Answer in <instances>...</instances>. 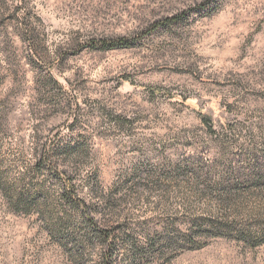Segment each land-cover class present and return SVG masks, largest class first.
<instances>
[{"label":"rangeland","instance_id":"1","mask_svg":"<svg viewBox=\"0 0 264 264\" xmlns=\"http://www.w3.org/2000/svg\"><path fill=\"white\" fill-rule=\"evenodd\" d=\"M261 172L264 0H0V264H264Z\"/></svg>","mask_w":264,"mask_h":264},{"label":"trees","instance_id":"2","mask_svg":"<svg viewBox=\"0 0 264 264\" xmlns=\"http://www.w3.org/2000/svg\"><path fill=\"white\" fill-rule=\"evenodd\" d=\"M179 19H181L180 16H175V18L167 20V21H175ZM130 46H131V41L125 38H118V39L89 40V43L86 45V48L87 49L90 48L92 50H97V51H109V50H118L121 48H128ZM207 121L208 119L207 120L205 119L204 123H207ZM60 183L62 186V188H60V190L62 191V194L60 196V199L62 200V202L69 205L75 211H79V212L84 211L83 210L84 205L81 201L77 199V196L74 193V188L72 187L70 183V179L62 178L60 179ZM251 183H253L255 187H262V185L264 184V172L258 173L255 176H253ZM86 226L90 234H89V237L83 240L82 242L93 241L95 239L103 244L106 243L108 245L107 242L109 240V233L107 231H104L102 228L98 227L95 223L93 224V221H87ZM67 237H70V236L66 235L64 236V238H62L63 239L62 242L64 243V245L66 244V242L64 241L68 240ZM107 248H109L110 250V245H108ZM70 251H72V249H70ZM105 260L107 263L108 260L107 259Z\"/></svg>","mask_w":264,"mask_h":264}]
</instances>
